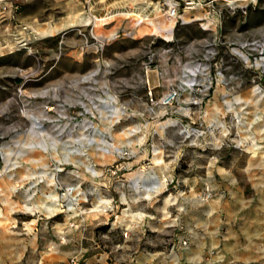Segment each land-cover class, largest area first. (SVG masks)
Wrapping results in <instances>:
<instances>
[{
    "label": "rangeland",
    "instance_id": "1",
    "mask_svg": "<svg viewBox=\"0 0 264 264\" xmlns=\"http://www.w3.org/2000/svg\"><path fill=\"white\" fill-rule=\"evenodd\" d=\"M263 158L264 0L0 5V227L24 242L0 264L115 262L130 221L214 207L243 181L219 168Z\"/></svg>",
    "mask_w": 264,
    "mask_h": 264
},
{
    "label": "crops",
    "instance_id": "2",
    "mask_svg": "<svg viewBox=\"0 0 264 264\" xmlns=\"http://www.w3.org/2000/svg\"><path fill=\"white\" fill-rule=\"evenodd\" d=\"M135 1L138 0H122L125 5ZM219 169L225 181L229 174L242 175L241 186L237 183V187L226 190L230 199L214 207L187 199L184 210L172 224H164L161 216L130 221L129 233L121 247L110 251L117 256L116 261L107 263L103 252L96 264H229L231 261L264 264V158L236 165L233 171L227 166ZM146 176L145 173H128L123 179L127 183L137 182L138 192L142 193ZM155 180H159L158 176ZM228 203L233 204V216L228 213L232 210L227 207ZM221 211L223 215L213 222L212 218ZM232 224L238 231L232 229ZM0 233V259L1 255L9 261L18 259L24 242L9 235L3 227ZM157 235L166 236L157 238ZM181 242H185L184 245ZM57 254V262L44 261L43 264H66L67 253L58 250Z\"/></svg>",
    "mask_w": 264,
    "mask_h": 264
},
{
    "label": "built area",
    "instance_id": "3",
    "mask_svg": "<svg viewBox=\"0 0 264 264\" xmlns=\"http://www.w3.org/2000/svg\"><path fill=\"white\" fill-rule=\"evenodd\" d=\"M6 0H0V5L3 4ZM186 6H191L192 2L185 3ZM190 9V8H188ZM166 14L168 15L169 18H175L176 17V12L173 6H169ZM183 87V88H181ZM179 88L191 90L193 88V85L190 84H181V86H175V87H170L168 88L159 98L157 101L153 102L150 98V93L147 92V95L149 97V102L150 104H157L161 107H168L170 106L173 102H175L179 96ZM209 193L207 192L206 195Z\"/></svg>",
    "mask_w": 264,
    "mask_h": 264
},
{
    "label": "bare ground",
    "instance_id": "4",
    "mask_svg": "<svg viewBox=\"0 0 264 264\" xmlns=\"http://www.w3.org/2000/svg\"><path fill=\"white\" fill-rule=\"evenodd\" d=\"M170 2V0H168ZM194 81V80H193Z\"/></svg>",
    "mask_w": 264,
    "mask_h": 264
}]
</instances>
